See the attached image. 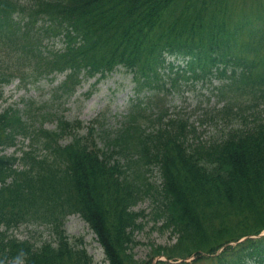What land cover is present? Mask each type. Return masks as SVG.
<instances>
[{
	"label": "trees",
	"instance_id": "16d2710c",
	"mask_svg": "<svg viewBox=\"0 0 264 264\" xmlns=\"http://www.w3.org/2000/svg\"><path fill=\"white\" fill-rule=\"evenodd\" d=\"M91 5L94 13L88 16V23L89 34L94 36L91 38L93 51L117 47L121 43L122 34L125 32H142L146 37L150 36L154 42L149 50L141 51L137 55L140 56L144 52H149L154 55L156 63L160 62L157 57L163 44L156 40L159 37V29L162 23L167 19V13L163 7L154 6L147 0H134L124 8H121L114 0H96ZM93 22L103 24L101 29H94L91 25ZM140 59H142V56ZM76 145L82 148L79 140H77ZM84 146L86 145L83 144ZM173 151L179 152V149L173 148ZM77 152L78 155L73 162L75 173L80 179H77L79 182L74 181L68 187L75 192V195L78 191L80 198L78 202L89 210L91 222L100 232L113 264H121L117 258L119 256L118 251L107 241L105 228L108 229L109 224L113 232H118L114 222L124 212V207L113 205L109 200H114L119 195L122 185L112 174L114 168L108 167L100 161L95 165L94 170H91L86 158L88 153L80 149ZM220 160L223 163H236L235 173L237 176L244 174L252 180L243 182L236 189L239 194L249 192L254 200L262 198V204L256 210L258 215L264 214V211L260 210V207L264 205V178L258 175L256 167L252 165V160L264 162V138L251 137L237 146L229 154V158L222 155ZM71 168L73 169V166ZM90 178L99 183L100 191L109 200L98 201L97 203L91 201L89 193L99 196L100 191L99 186L93 183ZM262 226H264V223ZM198 233L199 245H205L207 249L215 248L217 243L215 241V243L211 242V237L207 234L205 225H201ZM260 242L254 241L251 246L256 252L264 253V247L260 248Z\"/></svg>",
	"mask_w": 264,
	"mask_h": 264
},
{
	"label": "rangeland",
	"instance_id": "374dc122",
	"mask_svg": "<svg viewBox=\"0 0 264 264\" xmlns=\"http://www.w3.org/2000/svg\"><path fill=\"white\" fill-rule=\"evenodd\" d=\"M126 83V81H125ZM130 85H126L125 89L121 88L122 90H119L114 96L113 98L116 97V99H114V101H112V104L110 106V108L108 109V115L109 120L113 121V114L115 113V111L120 110L121 112L124 111V102L126 101V97L127 94L130 95L131 93V89H130ZM109 95H107L105 97L104 100H96L97 98L101 97V93L100 94H96L95 98H91V97H85L82 96L80 98L79 101L74 103L73 107H68V115L71 116L72 118L75 117H79L81 120L83 121H88L90 120L94 115L97 114V112L103 107V109H107L109 103L111 102L109 99L112 97L111 93H112V89L108 90ZM177 98L176 101H173V104H175L177 106V110H181L183 113L186 114H190L191 109H192V105L195 103V96L193 93H186L184 96H175ZM168 106V105H167ZM170 112L172 113H176L175 111H173L171 108L169 109ZM49 125V128L53 127L54 125L52 124H47ZM199 131L202 133L203 137H207L208 134L203 132V129L200 128ZM79 226L82 228L83 224L81 222H79ZM157 232V233H156ZM144 233V231H143ZM143 233H140V235L138 236L139 239H141V237L143 236ZM151 228L149 230H147V228L145 229V235L147 237V240H150L148 243H166L167 239H169V237L167 236V234H164L163 238L160 237V235H162L163 233H161L159 230L154 231V233L151 235ZM87 240L90 239V237L88 236L86 238ZM141 241H144V239L142 238ZM144 244V242H143ZM151 249V244L148 246H141L138 247L137 250V257L138 258H143L146 256L147 253H149ZM92 250L93 252L96 254V248L94 247V244H92Z\"/></svg>",
	"mask_w": 264,
	"mask_h": 264
}]
</instances>
